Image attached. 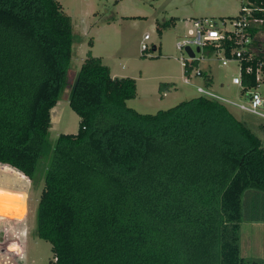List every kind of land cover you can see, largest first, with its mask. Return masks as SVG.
<instances>
[{"label":"trees","instance_id":"1","mask_svg":"<svg viewBox=\"0 0 264 264\" xmlns=\"http://www.w3.org/2000/svg\"><path fill=\"white\" fill-rule=\"evenodd\" d=\"M74 40L59 0H0V165L43 186L48 264H264L240 247L241 225L264 221V123L199 94L139 112L136 79L91 50L75 76ZM63 95L79 129L52 142Z\"/></svg>","mask_w":264,"mask_h":264},{"label":"rangeland","instance_id":"2","mask_svg":"<svg viewBox=\"0 0 264 264\" xmlns=\"http://www.w3.org/2000/svg\"><path fill=\"white\" fill-rule=\"evenodd\" d=\"M73 22V58L71 70L78 75L89 50L118 76L137 81V96L128 106L142 113H156L182 100L198 95L200 77L192 84L183 81L181 58L187 56L176 43L187 35L188 19L231 18L240 13L246 0H59ZM161 30L157 29V23ZM175 23V24H174ZM149 33L148 49H141L144 34ZM154 47L156 49H154ZM196 50V47H195ZM145 56H142V53ZM199 55V53H197ZM200 66L214 76V90L237 99L233 76L239 74L236 63L227 66L215 59ZM112 72V74H113ZM175 83L165 87L162 83ZM224 83L220 86V83ZM264 85V84H263ZM68 91V89H66ZM164 91L167 94L164 95ZM264 92V86L262 87ZM240 118L264 119L230 107ZM80 117L63 95L52 109L50 140L60 133H75ZM256 132L263 136L264 132ZM42 185L34 188L22 172L0 165V264H48L52 258L49 241L34 236L36 209ZM241 253L250 260L264 261V221L241 225Z\"/></svg>","mask_w":264,"mask_h":264},{"label":"built area","instance_id":"3","mask_svg":"<svg viewBox=\"0 0 264 264\" xmlns=\"http://www.w3.org/2000/svg\"><path fill=\"white\" fill-rule=\"evenodd\" d=\"M255 9L264 12V8L246 0L240 13L229 19L195 18L187 35L176 43V47L187 54L181 58L182 79L187 84H192L197 77L204 78L205 69L200 66L203 61L215 59L225 66L236 63L239 74L233 76L232 83L237 86V99L221 94L206 84L197 86L198 94L264 119V28H261L264 16H256ZM149 38V33L143 37V51L148 49ZM187 46L194 50V56L186 52ZM195 47H199L200 51ZM261 55L263 58H260ZM252 74H255L254 86L244 81Z\"/></svg>","mask_w":264,"mask_h":264},{"label":"crops","instance_id":"4","mask_svg":"<svg viewBox=\"0 0 264 264\" xmlns=\"http://www.w3.org/2000/svg\"><path fill=\"white\" fill-rule=\"evenodd\" d=\"M199 18H201V17H199ZM193 19H195V18L188 19V21H189V23H190V27L192 26V20H193ZM174 24H175V23H174ZM145 34H146V33H145ZM145 34H144V35H145ZM150 39H151V35H150L149 40H150ZM154 49H156V48L154 47ZM204 71H207V70L205 69ZM112 72H113V71H112ZM207 72L212 76V79H213V80H212V83L210 84V86L214 89V86H213L214 83H215L214 76H213V74H212L211 72H209V71H207ZM113 75H114V76H118V75H116L114 72H113ZM182 76H183V75H182ZM201 79H202V78H201ZM202 80H203V83L206 84V82H205V78H203ZM223 84H224L223 82L220 83V86H222ZM163 86H164V88H165V87H172V88H173V87H175V83H174V82H171V83H167V82H166L165 84H163ZM163 93H164V95L167 94L166 91H164ZM244 223H245V222H244ZM241 231H242V228H241ZM241 231H240V244H241V239H242ZM241 254H242V253H241Z\"/></svg>","mask_w":264,"mask_h":264},{"label":"water","instance_id":"5","mask_svg":"<svg viewBox=\"0 0 264 264\" xmlns=\"http://www.w3.org/2000/svg\"><path fill=\"white\" fill-rule=\"evenodd\" d=\"M196 50L197 51H200V48L199 47H197L196 48ZM186 52L188 53V54H190L191 56H194V50L190 47V46H187L186 47ZM52 258L50 259V261L51 262H55L56 261V253H55V250H54V248L52 247Z\"/></svg>","mask_w":264,"mask_h":264}]
</instances>
